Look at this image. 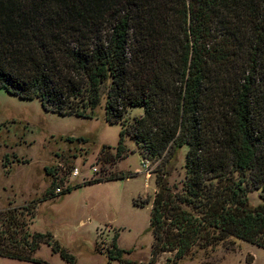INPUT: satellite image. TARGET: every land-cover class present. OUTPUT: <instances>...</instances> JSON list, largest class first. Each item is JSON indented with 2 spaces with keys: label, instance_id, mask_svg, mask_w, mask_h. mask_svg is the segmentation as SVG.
I'll list each match as a JSON object with an SVG mask.
<instances>
[{
  "label": "trees",
  "instance_id": "1",
  "mask_svg": "<svg viewBox=\"0 0 264 264\" xmlns=\"http://www.w3.org/2000/svg\"><path fill=\"white\" fill-rule=\"evenodd\" d=\"M0 90L83 119L102 97L107 124L143 107L101 154L118 158L124 135L157 159L154 194L137 204L150 200L147 264L163 252L177 264L231 236L264 249V0H0ZM183 145L174 191L167 176ZM36 201L0 211V257L46 264L32 256L43 243L73 264L47 233L26 231ZM114 237L103 254L119 263Z\"/></svg>",
  "mask_w": 264,
  "mask_h": 264
},
{
  "label": "rangeland",
  "instance_id": "2",
  "mask_svg": "<svg viewBox=\"0 0 264 264\" xmlns=\"http://www.w3.org/2000/svg\"><path fill=\"white\" fill-rule=\"evenodd\" d=\"M102 106L101 97L88 119L60 116L41 110L35 99H18L0 90V211L23 212L28 202L37 200L32 212L23 215L26 231L47 233L73 264H147L152 241L147 225L155 191L152 168L157 159L142 158L135 141L124 135L118 158L104 162L101 154H113L117 131L143 107L133 105L118 122L107 124ZM185 148L178 149L167 176L174 191L184 180ZM72 168L74 177L68 175ZM128 171L133 174L105 181ZM64 188L68 192L57 195ZM259 193L258 187L246 193L249 204L261 202ZM146 196L150 200L137 205ZM112 235L115 247L125 250L119 263L106 261L103 254ZM32 256L46 264H66L43 243ZM170 256L159 254L155 264H164ZM0 264L34 263L0 257ZM177 264H264V249L231 236L205 249L194 247Z\"/></svg>",
  "mask_w": 264,
  "mask_h": 264
},
{
  "label": "built area",
  "instance_id": "3",
  "mask_svg": "<svg viewBox=\"0 0 264 264\" xmlns=\"http://www.w3.org/2000/svg\"><path fill=\"white\" fill-rule=\"evenodd\" d=\"M143 164H144V162H143ZM68 175L70 177H74L76 175V170L74 168H72L71 170H69ZM54 191H57V189H54Z\"/></svg>",
  "mask_w": 264,
  "mask_h": 264
}]
</instances>
